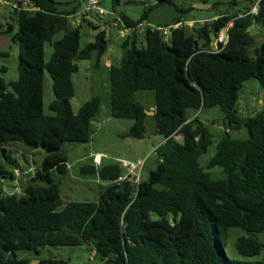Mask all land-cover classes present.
Returning <instances> with one entry per match:
<instances>
[{"label":"trees","instance_id":"16d2710c","mask_svg":"<svg viewBox=\"0 0 264 264\" xmlns=\"http://www.w3.org/2000/svg\"><path fill=\"white\" fill-rule=\"evenodd\" d=\"M19 6L22 0H10ZM36 9L13 8L19 46V78L7 83L0 76V264H31L18 252L40 254L46 247L91 246L104 264H264V108L254 116L239 115L240 93L250 79L264 89V42L257 45L253 27L264 29V0L257 15L249 14L256 0H246L232 17L223 15L188 33L185 25L172 29L165 39L158 30L144 32L146 48L126 37L121 64L110 68L111 115L132 120L130 136L146 135L147 109L135 100L141 91L155 93L157 133L165 142L155 154L159 162L148 179L125 175L117 164L86 165L81 173L97 175L111 184L94 201L66 202L52 176L54 170L67 175L63 148L68 143H88L94 131L93 119L100 106L92 98L75 114L73 75L76 60L96 54L97 65L109 48L106 32L81 49L80 27L69 28L67 17L78 13L86 0H74L71 10H59L57 0H27ZM138 22L119 14L137 27L150 13L176 0H152ZM121 0H112L113 12ZM4 5L0 1V37L14 26L4 25ZM182 16L162 28L182 23ZM229 23V42L220 53L210 52L219 31ZM90 25L99 29V25ZM65 29L64 36L52 42ZM53 52L45 60V44ZM253 51V55L251 54ZM9 53L0 50V58ZM5 73L7 67L0 70ZM53 82L54 101L44 112L45 76ZM220 107L225 114L226 132L216 145L208 169L221 167L223 178H214L200 164V158L214 144L213 135L200 119L206 109ZM199 115L190 120V113ZM246 128L248 139H234L231 130ZM181 137L182 140H178ZM23 142L45 150L41 168L22 194L6 195L2 180L14 179L17 166L2 146ZM232 201L236 202V207ZM249 236L238 237L231 257L228 248L231 229ZM36 264H70L63 258H48Z\"/></svg>","mask_w":264,"mask_h":264},{"label":"rangeland","instance_id":"374dc122","mask_svg":"<svg viewBox=\"0 0 264 264\" xmlns=\"http://www.w3.org/2000/svg\"><path fill=\"white\" fill-rule=\"evenodd\" d=\"M61 2L58 6L59 10H71L74 8V0H57ZM102 6L109 13L104 20L98 19L96 16L89 15L77 16V13L67 17L68 27H80L81 44L83 49L87 44L93 42L95 37L100 32H106L109 40V48L100 64L97 65L96 54L89 60H76L79 71L73 75L75 85V96L72 99V107L75 114H78L80 107L85 102L92 98L99 97L101 106L92 122L94 131L93 137L88 143H68L64 146V155L67 158L68 173L61 175L57 170L52 173L56 183L61 188V198L66 202H86L94 201L99 194L105 190L111 183L102 181L99 176L81 173V168L86 165H120L125 174L127 169L123 168L122 162L126 161L129 164L140 162L142 166L139 173V178L143 181L148 179L149 173L155 170L159 162L158 156L154 152V147L157 146L161 139V135L156 131V121L153 115H148L146 119V135L143 139H135L130 136V130L134 122L132 120H118L111 115V87H110V68L118 66L124 56L122 47L127 35H123L120 28L113 25L115 13L124 14L134 22H138L147 10L148 6L153 3L152 0H121L120 4L115 7L113 12L112 0H101ZM176 6H163L153 10L148 18L147 24H144L143 29H156L158 26H165L173 21L174 18L182 16V20L192 24H186L188 33L194 31V27H199L198 22H215L219 17L226 15L232 17L235 13L243 9L247 3L246 0H176ZM4 17L2 22L7 26L8 22L14 26L13 32L0 37V50L9 53L6 58H0V70L7 67L5 73L0 71V76L7 82L17 81L19 78V46L13 40V35L17 33L13 16L12 1L4 3ZM82 6V5H81ZM80 9L78 10V12ZM93 25H99V29H94ZM170 27H168L169 29ZM162 34V31H160ZM252 34L257 39V45L264 42V29L253 27ZM65 29L58 31L52 42L61 39L65 34ZM136 39L138 48H146L147 43L145 34L141 33V28L137 33L131 35ZM167 41V40H166ZM53 52L51 43L45 44V60L49 61ZM253 55V51H251ZM263 88L256 79H250L244 83V88L240 93V100H259L262 96ZM53 82L51 76L46 73L44 87V112L47 115H54L50 109V104L54 101ZM137 102L142 103L147 109H151L155 105V93L153 91H141L135 96ZM200 120L209 127L214 144L208 149V152L203 155L199 162L201 166L212 174L214 178H223V170L221 167L208 169L207 165L211 158L215 155L216 145L219 140L225 135L227 121L225 114L220 107L206 109L201 113ZM230 135L234 139H248L249 132L246 128L241 130H231ZM7 154H9L17 162L15 178L3 179L2 185L6 195L22 194L28 187L31 180L35 177L37 171L41 168V163L46 154L42 148L36 149L28 146L23 142L6 143L2 146ZM100 157V161L97 159ZM0 161L5 162L0 150ZM249 236L246 231L233 228L231 229V240L228 253L231 257L245 261L261 260L263 255L257 257L240 256L236 249L235 243L238 237ZM257 238L264 242L262 234L257 235ZM18 258L29 259L32 263L40 259L48 258H63L70 260V264H104L103 261L95 256L91 246L85 245L80 247H46L41 249L40 254L32 252H18Z\"/></svg>","mask_w":264,"mask_h":264},{"label":"built area","instance_id":"2783aa9c","mask_svg":"<svg viewBox=\"0 0 264 264\" xmlns=\"http://www.w3.org/2000/svg\"><path fill=\"white\" fill-rule=\"evenodd\" d=\"M2 4L4 3H8V0H0ZM23 5L19 6L18 4H14L12 3V7L15 9H25V10H34L36 9L35 6L30 3L27 0H22ZM261 0H256L255 4L251 7V10L249 11V14H253V15H257L259 12V4H260ZM111 12H108V10L102 6V1L101 0H86L85 2L82 3V6L80 8V11L77 13V16L80 15H89V17H93L96 16L98 19L100 20H104L106 15H108ZM113 25L115 27L120 28L121 32L123 35H127L131 36L134 35L135 33H137V30L139 29V27L141 28V33H144L146 31V29H143L142 27H144V24L141 23L140 25H138L137 27H131L128 26L124 20L121 18V16L117 13H115V17L113 19ZM199 24H204L205 21L204 20H200L198 22ZM186 24H192L188 21H182V23H179L173 27L168 28H162V27H158L154 30H158V31H162L164 34L165 39L167 40L170 37V33H171V29H174L176 27H179L181 25H185ZM232 26L231 23H229L227 26L223 27L217 37L214 39V42L212 43L210 52L212 53H220L228 44L229 42V28ZM97 161H100V157H98ZM122 166L123 168L127 169V174L124 175V177L122 179H127L130 176H132L133 178L136 177L137 180H139L140 176L139 173L141 171L142 166H136L134 164H129L128 162L124 161L122 162Z\"/></svg>","mask_w":264,"mask_h":264},{"label":"crops","instance_id":"0c3cea01","mask_svg":"<svg viewBox=\"0 0 264 264\" xmlns=\"http://www.w3.org/2000/svg\"><path fill=\"white\" fill-rule=\"evenodd\" d=\"M148 20H145L143 22V24H147ZM263 93H264V89H263ZM264 108V95L259 99V100H254V101H250V100H240L239 102V106H238V110H239V115L241 117H249V116H254L256 115L258 112H260L262 109ZM151 111H155L154 106L150 109ZM199 113L198 112H192L190 113V120L195 118L196 116H198ZM154 116V115H153ZM201 113L199 115V119H200ZM203 122V121H202ZM204 123V122H203ZM205 124V123H204ZM226 130V128H225ZM178 140H182L181 137H177ZM165 142V139L161 136L160 141L158 142L157 146H155L154 152L155 150L162 145ZM140 162L137 163H133L136 166H139L141 164H139Z\"/></svg>","mask_w":264,"mask_h":264},{"label":"water","instance_id":"95a60500","mask_svg":"<svg viewBox=\"0 0 264 264\" xmlns=\"http://www.w3.org/2000/svg\"><path fill=\"white\" fill-rule=\"evenodd\" d=\"M172 30V29H171ZM148 115H154L155 114V112L154 111H150V112H146ZM232 203L236 206V207H238V205H237V203L236 202H234V201H232Z\"/></svg>","mask_w":264,"mask_h":264}]
</instances>
